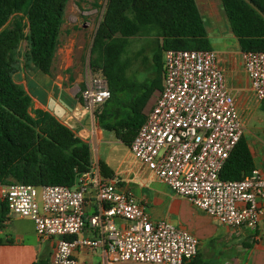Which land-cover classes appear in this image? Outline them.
<instances>
[{
	"label": "built area",
	"instance_id": "obj_1",
	"mask_svg": "<svg viewBox=\"0 0 264 264\" xmlns=\"http://www.w3.org/2000/svg\"><path fill=\"white\" fill-rule=\"evenodd\" d=\"M69 1L87 4V14L101 19L108 0ZM242 62L254 98L261 102L264 52L242 53ZM88 70L80 99L92 113L110 92L106 81ZM242 134L243 122L216 54L166 50L161 89L128 149L177 196L232 231L247 228L252 239L259 240L264 238L258 230L264 216V178L255 170L241 180L219 178ZM0 192L8 214L30 219L38 239H57L47 264H91L75 257L81 249H100L95 264H187L197 253L196 237L168 221H152L145 207L115 179L102 176L92 159L72 186L13 182L1 186ZM90 193L97 210L86 215Z\"/></svg>",
	"mask_w": 264,
	"mask_h": 264
},
{
	"label": "trees",
	"instance_id": "obj_2",
	"mask_svg": "<svg viewBox=\"0 0 264 264\" xmlns=\"http://www.w3.org/2000/svg\"><path fill=\"white\" fill-rule=\"evenodd\" d=\"M68 1L0 0V186L13 182L36 187L72 186L76 176L89 169L90 146L47 112L31 111L29 96L13 79L22 40L26 41L24 60L49 73ZM219 1L240 51L264 52V0ZM15 13H21L27 24L14 19L5 27ZM141 37L154 38L157 50L151 58L150 75L139 81L130 69L140 52L133 58L128 47L131 39ZM166 50H211L195 0L107 1L92 38L88 65L92 74L106 81L110 97L94 115L96 124L126 147L145 120L142 111L148 100L161 89ZM260 109L264 112V99ZM98 166L102 176L112 177L104 163ZM254 170L241 137L219 178L241 180ZM7 213L3 202L1 218ZM191 261L188 263L196 264Z\"/></svg>",
	"mask_w": 264,
	"mask_h": 264
},
{
	"label": "crops",
	"instance_id": "obj_3",
	"mask_svg": "<svg viewBox=\"0 0 264 264\" xmlns=\"http://www.w3.org/2000/svg\"><path fill=\"white\" fill-rule=\"evenodd\" d=\"M195 3L204 26L203 14L208 15L213 22H220L221 18L216 11L219 0H195ZM65 7L67 14L65 17L63 14L49 73L44 74L31 64L25 66L20 58L17 71L13 75L14 81L21 85L29 96L31 111L47 112L86 142L91 151L95 150L94 157L91 154L92 161L104 163L113 172L110 178L115 179L121 188L128 190L145 207L152 221H168L196 237L198 249L191 262L264 264V238L253 240L252 232L247 228L235 232L217 223L193 206L189 200L177 196L158 181L149 170L136 162L130 153L126 159L128 162L120 161L116 165H112L105 156L97 155L100 145L109 142L104 135V132L108 131L97 126L93 113L85 110L81 99L78 98L80 87L84 85L81 68L89 53L93 33L90 27L82 23L80 17L71 13L74 7L79 10L80 4L74 5L68 1ZM22 21L26 22L25 19ZM27 31L26 27L24 32ZM211 51L217 56L225 84L235 100L243 122L242 137L247 143L254 169L264 178V112L260 109L261 102L254 98L251 91L243 68L242 52L239 45L237 49L211 47ZM152 102L153 96L145 105L143 115L146 116L151 109ZM259 113H262L263 117ZM3 202L0 192V212ZM96 210L97 203L93 193H90L87 195L86 215ZM116 223L121 222L117 220ZM258 230L264 233V216L259 221ZM84 235L88 236V229ZM56 240L38 239L34 225L28 218L16 215L12 217L8 213L1 218L0 215V264H33L38 261L47 264L53 255ZM100 256V249H81L75 253L79 261L91 264L98 263Z\"/></svg>",
	"mask_w": 264,
	"mask_h": 264
},
{
	"label": "rangeland",
	"instance_id": "obj_4",
	"mask_svg": "<svg viewBox=\"0 0 264 264\" xmlns=\"http://www.w3.org/2000/svg\"><path fill=\"white\" fill-rule=\"evenodd\" d=\"M210 1H213V0H210ZM73 9H74V11H71V13L76 14L78 17H80L82 23H84V21H87L92 25L90 31L94 35L95 30L97 28V25L100 21L99 16L95 17L93 14H87V12L90 11V8L88 7L87 4H82L81 8L79 10L77 9V7H74ZM216 11L219 13V16L221 18L220 22H215V21L213 22V19H211L208 15L203 14V19L205 21V26H206V30L208 33V39H209L211 47L214 49L219 48V46H221V48L237 49L238 44L236 42L235 37L230 32L228 21L224 15V12H223L220 4L216 5ZM66 14H67V12L64 11V17L66 16ZM14 19H21V21L23 19L26 20V18L21 13H15L10 17V19H9L8 23L5 25V27L10 26L11 22ZM24 24L26 25V22ZM25 28H26V26H25ZM90 35H89V37H90ZM128 48H129V55L131 57L133 56V58H135L134 55L136 54V52H138V51L140 52L139 56L133 60V64H132L131 69H130V74L133 73L136 76L137 80L142 81L144 78L148 77L151 73V58L153 56V53L157 50V47L155 44V39L150 38V37L149 38L148 37L147 38L141 37V38H136L134 40L131 39L130 45ZM25 51H26V41L22 40L20 42L18 50H17L16 69L14 71V74L17 71L18 63H19L18 61L20 58L22 59L25 66L29 65V63H27L23 57ZM88 61H89V53L86 56V59L83 62V65L81 68L82 76L84 77V81H85L86 73L89 71L88 70L89 69ZM93 75L99 76L97 74H93ZM153 102H154V96H153ZM99 108H100V106L96 107L94 109V111L92 112L94 118H95L94 113ZM259 114L263 117L262 113H259ZM263 119H264V117H263ZM249 125H250V123H249ZM104 135H105V137H107V140H109V142L103 143L100 145V150L97 152V155L105 156L112 165H116L120 161L128 162L126 159L129 156V149L125 145H123L122 143L117 142L112 133L104 132ZM91 154L94 157L95 150L92 149ZM11 215H12V217L15 216L14 214H11Z\"/></svg>",
	"mask_w": 264,
	"mask_h": 264
}]
</instances>
